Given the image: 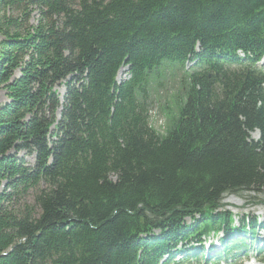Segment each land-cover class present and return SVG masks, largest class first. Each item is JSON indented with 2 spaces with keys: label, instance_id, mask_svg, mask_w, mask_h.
Here are the masks:
<instances>
[{
  "label": "trees",
  "instance_id": "1",
  "mask_svg": "<svg viewBox=\"0 0 264 264\" xmlns=\"http://www.w3.org/2000/svg\"><path fill=\"white\" fill-rule=\"evenodd\" d=\"M0 35V264H182L264 197V0H0ZM189 60L162 134L152 78Z\"/></svg>",
  "mask_w": 264,
  "mask_h": 264
},
{
  "label": "rangeland",
  "instance_id": "2",
  "mask_svg": "<svg viewBox=\"0 0 264 264\" xmlns=\"http://www.w3.org/2000/svg\"><path fill=\"white\" fill-rule=\"evenodd\" d=\"M30 24H36L38 22V13L32 12L30 17ZM3 40V36L0 35V43ZM261 65H264L261 64ZM191 63L185 66V69H180L176 65L166 63L163 68L160 69L161 74L155 75L152 80L155 81L152 91V106L150 110V124L160 133H165L172 116L176 112L177 101L184 97V79H186V73L190 70ZM122 75L118 78H127L125 75V68H123ZM119 75V74H118ZM60 98L65 95V86L61 85L57 87ZM9 101L4 90L0 91V107ZM252 137L257 139L259 137L258 132H254ZM32 162L33 159L29 158ZM225 206V210L231 211L234 214L236 220L235 224H240V219L244 214H251L253 216L259 215L264 220V197L256 195L253 192H245L241 194H229L224 197L221 202ZM187 221H190L187 219ZM215 244L218 240L217 237H212L209 242ZM253 258L248 260L252 261ZM259 264H264L260 262Z\"/></svg>",
  "mask_w": 264,
  "mask_h": 264
},
{
  "label": "bare ground",
  "instance_id": "3",
  "mask_svg": "<svg viewBox=\"0 0 264 264\" xmlns=\"http://www.w3.org/2000/svg\"><path fill=\"white\" fill-rule=\"evenodd\" d=\"M122 71H124V69H121V70L119 71V73H118V74H119V75H118V78L122 75V73H123Z\"/></svg>",
  "mask_w": 264,
  "mask_h": 264
}]
</instances>
